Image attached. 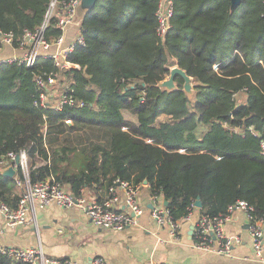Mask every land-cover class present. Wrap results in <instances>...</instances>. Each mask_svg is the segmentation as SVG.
<instances>
[{
  "label": "trees",
  "instance_id": "trees-1",
  "mask_svg": "<svg viewBox=\"0 0 264 264\" xmlns=\"http://www.w3.org/2000/svg\"><path fill=\"white\" fill-rule=\"evenodd\" d=\"M49 1L0 0V29L18 36L35 30ZM173 2L171 27L161 38L159 0H97L81 21L85 44L70 55L81 68L62 80L85 100L82 108L34 105L35 76L52 62L1 64L0 158L26 150L32 182L55 179L76 197L108 192L116 180H147L175 220L196 208L198 197L200 214L224 215L246 200L262 220L264 0H242L235 8L231 0ZM55 22L49 37L60 34ZM173 65L194 78L192 99L180 75L179 90L156 86ZM21 192L15 177L0 172V204L16 208ZM0 264L23 263L0 253Z\"/></svg>",
  "mask_w": 264,
  "mask_h": 264
},
{
  "label": "built area",
  "instance_id": "built-area-1",
  "mask_svg": "<svg viewBox=\"0 0 264 264\" xmlns=\"http://www.w3.org/2000/svg\"><path fill=\"white\" fill-rule=\"evenodd\" d=\"M50 0L44 19L35 30L25 29L21 35L12 30L0 29V65H17L33 68L41 62H52V69H45L35 76L37 93L34 105L63 111L65 108H82L87 103L74 94V90L67 88L62 82L65 74L74 68H81L79 64L70 60L71 53L76 46L85 44V36L81 32V20H77L78 7L81 0ZM174 15L173 0H159L156 12L158 27L157 33L164 38L171 27ZM264 17V10L262 12ZM55 22L59 29L58 36L49 37L48 32ZM77 23L80 29L74 39L67 41L65 32L67 28ZM11 50L6 53L5 49ZM174 66V65H173ZM172 66H170L171 68ZM142 100L144 98L142 97ZM67 123H72L71 118H66ZM261 150L264 152V137L261 138ZM19 156V162L16 157ZM0 165L6 168L13 165L16 169V186L21 189V197L16 208L0 204L5 215L6 224L16 227L27 222L30 212H35L38 207L43 208L52 202L65 207L79 206L83 208L91 222L100 228L123 230L136 222V216L143 212L139 201L141 188L148 183L133 184L126 180H116L101 199H88L86 196L76 197L60 181L47 179L32 182L30 176V159L26 150L20 152L10 151L0 158ZM22 176H18V171ZM122 200L125 206L121 205ZM153 217L163 225L169 227L173 235H177L182 220L191 219L190 212L178 220L173 219L162 195L152 194ZM194 207H196L194 205ZM243 209L248 217V229L252 238L253 248L258 256H262L264 229L262 220H255L251 211L253 207L246 200H239L236 205L230 206L228 213L219 216L200 214L194 223V244L199 249L226 256H232L234 247L242 241L238 234L230 233L227 223L231 220L234 209ZM197 208V207H196ZM0 253L6 255L14 262L23 264H79L71 258L53 257L44 252L41 246H15L0 244ZM94 264H106L101 257L93 260ZM146 264H159L155 260Z\"/></svg>",
  "mask_w": 264,
  "mask_h": 264
},
{
  "label": "crops",
  "instance_id": "crops-1",
  "mask_svg": "<svg viewBox=\"0 0 264 264\" xmlns=\"http://www.w3.org/2000/svg\"><path fill=\"white\" fill-rule=\"evenodd\" d=\"M84 13L78 9V21L84 18ZM79 29L77 23L67 28L65 36L68 42L74 39ZM5 52L10 53L11 50L6 48ZM160 118L164 119L165 115ZM137 119V116L131 118L135 122ZM106 195L107 189H99L98 193L94 190L85 192L88 199H101ZM162 198L165 203V198ZM139 201L143 207L142 214L123 230L97 227L83 208L65 207L55 202L30 212L26 223L9 227L0 208V244L41 246L50 256L71 258L79 264H94L96 257L103 258L106 264H146L152 260L159 264H264V240L262 256H258L243 209L236 207L227 223L228 231L240 235L242 241L234 247L232 256H226L195 246L193 232L191 234L190 231L200 215L198 207L192 210L191 219L181 221L177 235H173L168 226L160 224L152 215L149 185L141 188ZM121 205L125 206L123 200ZM262 226L264 229V219Z\"/></svg>",
  "mask_w": 264,
  "mask_h": 264
},
{
  "label": "water",
  "instance_id": "water-1",
  "mask_svg": "<svg viewBox=\"0 0 264 264\" xmlns=\"http://www.w3.org/2000/svg\"><path fill=\"white\" fill-rule=\"evenodd\" d=\"M97 0H82L80 8L84 10V17L87 16L88 12L92 10L96 4ZM242 0H231L232 8H235L238 6ZM177 75H180L183 80V87L182 90L186 93V95L192 99L195 94V83L193 81V77H191L185 69L180 67L179 65H174L170 68V74L168 75L169 77H166L165 79L159 81L156 86L161 88L162 90H166L168 92H173L176 90H179L180 87L178 83L176 82L175 78ZM16 162H19V156L16 157ZM1 174L8 176V177H15L16 176V169L14 168L13 165H10L6 168H2L0 170ZM144 183H147V180L144 181ZM168 200L165 199V204L168 205ZM194 205L198 208H202L203 203L202 200L198 197ZM194 226H191V231L190 233L192 234Z\"/></svg>",
  "mask_w": 264,
  "mask_h": 264
},
{
  "label": "rangeland",
  "instance_id": "rangeland-1",
  "mask_svg": "<svg viewBox=\"0 0 264 264\" xmlns=\"http://www.w3.org/2000/svg\"><path fill=\"white\" fill-rule=\"evenodd\" d=\"M80 5H81V2H80L79 7H78L79 10L81 9V8H80ZM81 10H83V9H81ZM167 77H169V76H167ZM123 111H124V115H125V117H126L127 119H129V120H131V118H134V116H136L135 114L131 113V112L128 111V110H123Z\"/></svg>",
  "mask_w": 264,
  "mask_h": 264
}]
</instances>
